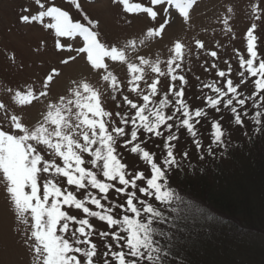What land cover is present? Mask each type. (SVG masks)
Here are the masks:
<instances>
[{
    "label": "rangeland",
    "instance_id": "1",
    "mask_svg": "<svg viewBox=\"0 0 264 264\" xmlns=\"http://www.w3.org/2000/svg\"><path fill=\"white\" fill-rule=\"evenodd\" d=\"M55 2L70 11L72 20L81 19L83 14L69 0ZM130 2L151 6L150 0ZM81 3L100 21L98 33L84 36L81 51L88 52L87 60L75 50L77 44L82 43L78 33H71L77 38L68 42L71 51H58L62 47L59 37L68 33L49 23V27L55 29L54 38L51 31L43 29L38 23L26 25L20 21L19 17L27 14L24 8L33 7L37 11L33 0H0V126L5 132L10 131L12 118L18 117L15 120L17 127L27 125L29 131L45 129L34 139L37 158L50 161L61 175L70 167L69 161L75 165L73 172L80 170L81 176L84 175L81 169L84 163L96 171L107 165L109 149L111 154L112 146L118 150L124 134L120 124L126 123V117H133L134 112L140 120L137 129L155 128L164 123L166 114H173L174 119L168 122L174 125L172 134L178 132L180 135L178 149H191V158H196L191 137L186 130L176 127L182 116L173 109L182 107L187 111L189 105L193 110L203 108L207 96H211L214 102L217 99L223 102L229 98V92L235 91L234 85L241 90L240 98H243V92L251 95L254 94V87H264V0H190L187 6L180 9V15L169 4L173 22L150 35L145 29L151 27V21L144 13H124L111 0H81ZM156 10L162 14L156 22L158 24L169 12L164 10V6ZM57 13L58 10H53V14ZM59 15L69 19L64 13ZM161 32L162 38L157 39ZM41 42L44 47L38 50ZM67 57L74 59L70 63H62ZM241 67L244 68L243 74L240 73ZM229 71L231 82L226 85ZM250 71L259 73L257 81L254 82L255 77H249ZM221 72L223 78L217 75ZM182 83L186 101L183 105L177 93L169 90L171 84L179 90ZM25 85L28 86L27 93ZM133 105H139V108ZM140 109H143L142 113ZM207 111L218 118L213 109L208 108ZM57 112L59 124L50 119ZM219 115L226 122L231 121L229 113ZM85 120L91 121V125ZM233 125L234 121L228 125L232 137L243 141L246 129ZM197 128L207 145L211 122L202 121ZM57 132L60 134L56 135ZM155 144L162 145L163 140H156ZM155 144L149 141L146 147L156 151L159 159L161 149ZM56 145L59 151L54 147ZM69 150L73 156L66 159ZM97 151L100 152L99 159ZM119 151L122 162L129 168L145 171L148 175L146 169L149 166L137 156L123 148ZM40 152L44 153L42 157ZM60 160L64 161L63 168L59 167ZM109 195L115 202L123 200V197L117 200L112 193ZM215 195L220 194L215 192ZM90 207L96 210L94 206ZM70 214H79V210H70ZM27 219L28 225L24 222ZM91 222L97 230H106V225L95 218ZM32 224L34 221L30 216H15L5 186L0 183V264H43V257H37L24 244L23 234L32 230ZM216 224V234L219 228L229 227L222 225L224 223ZM251 226L247 224L246 227ZM229 231V240L212 247L207 254L209 259L205 261L208 264H264V231L244 229L241 235L230 228ZM93 242L98 244L101 252L104 251L98 237L94 236ZM214 244L213 240L209 243Z\"/></svg>",
    "mask_w": 264,
    "mask_h": 264
},
{
    "label": "snow or ice",
    "instance_id": "2",
    "mask_svg": "<svg viewBox=\"0 0 264 264\" xmlns=\"http://www.w3.org/2000/svg\"><path fill=\"white\" fill-rule=\"evenodd\" d=\"M69 2L83 14L81 19L72 20L70 11L58 6L55 0H33L37 11L33 7H26L24 13L27 14L21 15L19 19L26 25L38 23L43 29L51 31L54 38L55 29L49 27V23L68 33L59 37L62 47L58 51H71L68 42L77 40L71 33H78L82 43L77 44L75 50L80 51L87 60L88 52L81 51L84 48V36L98 33L100 21L85 9L81 0ZM111 2L124 13L146 14L151 27L145 31L150 35L173 22L169 4L180 15V9L187 6L190 0H150L151 6L132 3L130 0ZM159 6H164L169 14L157 24L162 16L156 10ZM53 10H58V13L53 14ZM59 13L66 14L69 19L65 20ZM45 20L48 22L45 23ZM162 35L163 32L157 39L162 38ZM42 47L43 42L38 50ZM72 59L67 57L62 63H70ZM89 67L92 65L89 64ZM240 69L243 74L244 68ZM230 74L229 71L226 85L231 82ZM217 75L223 78V72ZM249 77H255V82L259 79V73L250 71ZM233 87L235 91L229 92V98L223 102L219 99L214 102L211 96H207L203 108L193 110L189 105L187 111L182 107L173 109V112L182 116V121L176 127L183 128L191 137L197 157L195 161L191 158V149L179 150L177 147L180 135L178 132L172 134L174 125L168 122L174 119L173 114H166L164 123L155 128L137 129L140 120L135 112L133 117L125 118L126 123L120 124L124 134L119 149L128 150L149 166L146 169L148 175L122 162V155L115 146H112L111 168L103 165L108 171L103 168L96 171L84 163L81 165L84 175L81 176L80 170L73 172L75 165L69 161L70 167L61 175L50 161L37 158L34 139L40 133L39 128L29 131L27 125L17 127L15 120L18 117L12 118L10 131L5 132L4 127L0 126V183L5 186L15 216H30L34 221L32 230L23 234L24 244L37 257H43V264H187L182 249L190 244L194 232L213 222L214 218L209 219V213L199 208L192 211V206L198 203L194 198H185V195L180 194L176 180L189 174H204L209 160L227 157L229 145L236 146L231 140V128L228 127L231 121H234V127L246 129L245 121L251 120L254 125L252 135L264 133V87H254V94L251 95L243 92V98H240V88L237 85ZM27 89L25 85V93ZM169 90L177 93L181 105L186 103L183 83L179 90L173 84ZM133 107L139 108V105ZM208 108L213 109L218 118L211 116ZM140 111L142 113L143 109ZM223 112L230 114V122L219 115ZM202 121L211 122L210 142L207 145L197 128ZM245 135H248L247 131ZM156 140H163V144H155ZM149 141L161 149L159 159L156 151L146 147ZM43 155V152L39 153V156ZM58 164L63 168L64 161L60 160ZM110 193L117 200L123 197L122 202H115L110 198ZM70 210H79V214H70ZM92 218L104 223L106 230H97L91 222ZM24 222L28 225L29 219ZM16 231L19 233L18 229ZM94 236L98 237L104 251L101 252L98 244L93 242Z\"/></svg>",
    "mask_w": 264,
    "mask_h": 264
},
{
    "label": "trees",
    "instance_id": "3",
    "mask_svg": "<svg viewBox=\"0 0 264 264\" xmlns=\"http://www.w3.org/2000/svg\"><path fill=\"white\" fill-rule=\"evenodd\" d=\"M246 124L243 141L231 136L236 146L229 145L226 158L209 160L204 174H189L176 180L180 194L194 198L198 203L191 210L199 208L209 213V219L214 218L213 222L194 232L190 244L182 249L187 264H208L205 259H209L207 254L211 248L229 240V228L238 235L244 229L264 231V133L254 136L251 120ZM192 159L195 161L197 157ZM215 192L220 195L216 196ZM217 222L229 227L219 228L216 234ZM247 224L252 226L247 228ZM212 240L215 244L209 245Z\"/></svg>",
    "mask_w": 264,
    "mask_h": 264
},
{
    "label": "clouds",
    "instance_id": "4",
    "mask_svg": "<svg viewBox=\"0 0 264 264\" xmlns=\"http://www.w3.org/2000/svg\"><path fill=\"white\" fill-rule=\"evenodd\" d=\"M176 51H177V53H179L180 49L177 47ZM162 107H163V103L161 104V108ZM152 115H156V113H152ZM58 116H59L58 112H57L56 115H51L50 116V119L52 120L53 123H55V124H59L60 123V119L58 118ZM84 122L86 124H89V125H91V123H92L91 121H87V120H85ZM44 131H45V129H40L41 133H43ZM59 134H60L59 132L56 133V135H59ZM109 139H111V138H109ZM54 147H56L57 151H59V146L58 145H56ZM72 156H73V153L71 152V150H69V153H68V156L66 157V159L72 158ZM96 157H97V159L100 158V152L99 151H97ZM108 161H109V163L107 164V167L110 169L111 168V161H112V156H111V150L110 149H109V153H108Z\"/></svg>",
    "mask_w": 264,
    "mask_h": 264
}]
</instances>
